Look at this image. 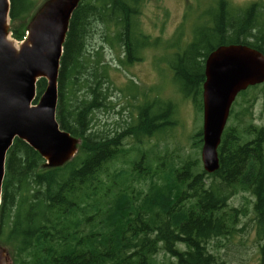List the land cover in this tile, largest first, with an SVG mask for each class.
Masks as SVG:
<instances>
[{"label": "trees", "instance_id": "trees-1", "mask_svg": "<svg viewBox=\"0 0 264 264\" xmlns=\"http://www.w3.org/2000/svg\"><path fill=\"white\" fill-rule=\"evenodd\" d=\"M39 1L10 0L15 39L24 38ZM144 2L81 0L75 9L61 60L57 119L81 143L59 167L45 166L40 153L19 138L9 149L0 246L13 264H160V253L176 259L170 264H222L208 243L240 232L238 214L246 211L229 205L238 193L255 197L253 228L259 243L264 241V125L254 124L250 111L259 95L264 101V83L238 95L239 113L234 111L238 99L234 102L219 146L221 166L214 173L204 170L197 153L149 143L177 129L172 99L149 101L145 95L137 115L115 122L114 129L97 118L110 107V65L103 53L108 45L122 49L118 60L126 65L140 60L149 46L172 50L166 60L173 83L202 112L210 52L246 44L264 53V0L245 7L215 0L213 17L194 25L192 39L183 45V28L172 40L142 31ZM98 26L104 28L101 43L89 49ZM130 84L138 88L133 79ZM46 85L39 80L38 95ZM193 138L200 147L202 129ZM260 250L264 264V242Z\"/></svg>", "mask_w": 264, "mask_h": 264}, {"label": "water", "instance_id": "water-1", "mask_svg": "<svg viewBox=\"0 0 264 264\" xmlns=\"http://www.w3.org/2000/svg\"><path fill=\"white\" fill-rule=\"evenodd\" d=\"M81 0H46L30 20L27 37L16 45L10 38V0H0V205L6 159L16 138L59 167L71 160L81 140L61 128L57 119L59 75L70 21ZM47 82L37 99L39 80ZM264 83V53L246 44L221 45L205 61L203 83V146L208 173L221 164L219 146L238 95ZM0 264H13L0 246Z\"/></svg>", "mask_w": 264, "mask_h": 264}, {"label": "rangeland", "instance_id": "rangeland-1", "mask_svg": "<svg viewBox=\"0 0 264 264\" xmlns=\"http://www.w3.org/2000/svg\"><path fill=\"white\" fill-rule=\"evenodd\" d=\"M46 0H40L31 17H34L43 7ZM215 0H145L140 14L141 29L152 39L157 37L161 40H172L178 35L179 29L182 28L185 34L182 36V45L192 39L193 28L202 26L204 20L207 21L209 15L213 17ZM234 6L245 7L250 3L258 0H229ZM210 12V13H209ZM209 20V18H208ZM12 31V21L10 20ZM204 28V27H203ZM103 27H95L92 36L88 41L89 49L97 47L101 43V32ZM183 31V32H184ZM27 34L25 30L24 36ZM10 38L20 45L21 41L15 39L10 34ZM172 51V50H171ZM170 50H163L158 47H146L141 53V59L130 65L121 64L118 57H124L122 49L119 47L112 48L107 46L103 53L105 60L109 63V109L98 113L102 124H107V129H114L115 122H122L125 119L134 118L139 106L145 99L154 100L156 96L163 99H172L177 106L178 126L169 135H163L151 138L150 144H158L160 149L167 146L173 149L178 145L184 154H198L201 160V150L203 146L198 147L195 143L194 135L202 129L203 111L200 112L191 98H184L173 83L174 73L167 62ZM133 79L138 88H131L130 80ZM130 84V85H129ZM131 86V87H129ZM146 95V98H145ZM34 103L38 102L39 97ZM235 113L242 110V98L237 97ZM113 105L115 106L113 108ZM252 120L258 126L264 125V101L259 95L250 108ZM119 112V113H118ZM232 124V120L229 122ZM203 139V138H202ZM202 163V160H201ZM203 165V164H202ZM255 197L249 193H238L229 200L230 207L239 208L246 211L245 215L239 213V229L235 236L228 238H219L210 240L208 243L209 250L216 253L221 258L222 264H259L262 257L255 227L253 228V205ZM244 230V231H241ZM180 249H184L181 245ZM160 264L176 263V259L160 253L157 256Z\"/></svg>", "mask_w": 264, "mask_h": 264}]
</instances>
